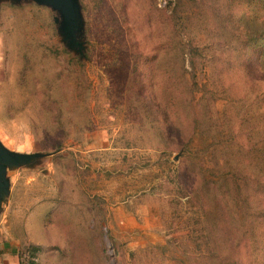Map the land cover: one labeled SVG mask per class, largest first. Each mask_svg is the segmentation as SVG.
Here are the masks:
<instances>
[{"label":"rangeland","instance_id":"rangeland-1","mask_svg":"<svg viewBox=\"0 0 264 264\" xmlns=\"http://www.w3.org/2000/svg\"><path fill=\"white\" fill-rule=\"evenodd\" d=\"M81 3L83 61L62 43L51 8L23 1L0 9V138L17 151H56L34 167L9 170L0 258L6 264H209L199 249L201 223L182 188L185 169L209 170L214 160L201 121L202 90L192 97L199 120L182 113L177 126L159 119L157 128L152 120L162 117L157 105L172 67L186 72L180 86H194L195 79L200 89H219L216 145H228L245 167L247 206L263 205L264 0H181L175 21L182 42L200 50L189 54L184 46L179 56L167 46L174 0ZM142 86V104L152 108L145 113L137 107ZM221 233L237 235L234 226ZM251 238L225 245L236 254L234 264H264V228L259 245Z\"/></svg>","mask_w":264,"mask_h":264},{"label":"trees","instance_id":"trees-1","mask_svg":"<svg viewBox=\"0 0 264 264\" xmlns=\"http://www.w3.org/2000/svg\"><path fill=\"white\" fill-rule=\"evenodd\" d=\"M180 4L181 0H174V8L169 15L170 29L167 37V46L171 52V56H173V53L175 56H179L184 46L189 48V54L191 52L195 54V51L200 50L191 40L187 44L182 42V31L179 30L175 21V12L179 10ZM137 70L135 68L134 72ZM180 70L181 73L172 67L167 87L160 93L161 96L164 90L166 92V96L161 102L163 105L161 103L157 105L160 108L162 117H155L152 120V124L154 128H157L160 125L159 119H162L164 122L167 121L175 127L181 122L180 115L182 113L192 116L195 120H199L195 108L192 106V97L196 94L197 90H202L201 103L205 114L201 117V121L207 122L205 126L209 132V137L212 138L209 145L212 146L211 150L214 160L211 159L213 164L209 170H203L202 166L193 168L192 170H184L183 175L187 177V180L182 186L186 190L183 197L187 205L195 209L197 219L201 223V243L199 244V249L204 253V257L210 261L209 264H234L237 259L236 254L233 252V248L231 249L232 252H229L225 245L229 244L231 246L236 244V247H239L242 242L245 243L250 235L253 238L251 239L259 245L261 229L262 227L264 228V202L263 205L256 206L254 210H251L252 208L247 206L244 196V186L247 177L246 171H244L245 167L242 165V162L239 163L233 160L227 151L228 145L224 146L221 150L216 145L217 136L214 135L212 130L218 125L216 123L218 120L216 118L218 113L216 91L219 89H215V87L200 89L195 79L194 86H190V84L189 86L186 84L180 86V83H185L187 79L186 72L182 66ZM138 71L139 77H141V72L140 70ZM76 82L80 84L79 81ZM136 89L141 100L137 104L138 109L144 113L147 109L152 111L150 106L148 108L147 105L142 104L143 100L146 99L144 87H137ZM221 90L225 92V89ZM140 111L138 113L143 115ZM140 120L145 122L143 118ZM240 132L242 133V129ZM60 140H55L56 146L62 145L63 137ZM239 140L237 152L238 155L243 156L246 141L241 138V135ZM206 171H208L209 175ZM259 176L262 178L263 175ZM261 178L258 182L262 184V189H264V181ZM231 213H233L232 216ZM232 226H234L235 233H237L236 237L222 235V231L225 232L226 229ZM193 233L194 230L192 229L188 236L190 241L194 238ZM34 248L36 247L33 246L32 249ZM31 254L32 257L35 256L34 251ZM31 264H34V262Z\"/></svg>","mask_w":264,"mask_h":264},{"label":"water","instance_id":"water-1","mask_svg":"<svg viewBox=\"0 0 264 264\" xmlns=\"http://www.w3.org/2000/svg\"><path fill=\"white\" fill-rule=\"evenodd\" d=\"M23 1H33L40 6L51 8L56 14L54 22L65 47L79 57L87 60V43L85 39L86 18L81 0H0L19 5ZM56 152V151H55ZM55 152H22L9 148L0 138V212L3 204L11 194L9 170L19 167H34L39 161Z\"/></svg>","mask_w":264,"mask_h":264},{"label":"crops","instance_id":"crops-1","mask_svg":"<svg viewBox=\"0 0 264 264\" xmlns=\"http://www.w3.org/2000/svg\"><path fill=\"white\" fill-rule=\"evenodd\" d=\"M2 255H3V253H2ZM4 260H5V261H4ZM6 261H7L6 259H1V258H0V264H6Z\"/></svg>","mask_w":264,"mask_h":264}]
</instances>
